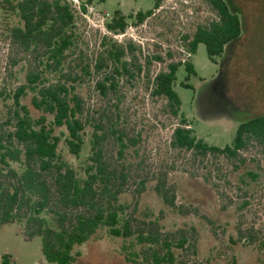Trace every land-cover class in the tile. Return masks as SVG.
Returning <instances> with one entry per match:
<instances>
[{
  "label": "rangeland",
  "instance_id": "1",
  "mask_svg": "<svg viewBox=\"0 0 264 264\" xmlns=\"http://www.w3.org/2000/svg\"><path fill=\"white\" fill-rule=\"evenodd\" d=\"M82 1L93 6L94 13L79 25L75 55L94 61L103 52L100 41L106 35L121 43L130 40L140 48L134 55L141 71L132 69L131 77L120 79L118 111L112 99L100 96L91 78L78 88L90 121L108 116L131 139L121 160L128 181L119 202L127 206L131 217L155 219L164 232L189 239L180 264H264L263 152L251 144L240 152L244 161L239 162L223 156L197 159L170 147L172 129L179 121L165 112L161 99L149 96L147 83L168 62L191 58L194 75L186 81L184 65L175 73L173 89L181 100L180 112L197 138L219 147L230 144L240 121L264 116V0H231L242 32L225 45L216 63L208 59L202 43L189 57L184 39L215 18L205 0H160L156 9L152 8L155 0ZM149 9L151 15L139 24L129 21L121 36L108 34L98 22L103 12L111 17L116 10L127 15ZM18 24V16L0 6V119L12 89L24 81L27 72L38 68L33 54L19 50L6 37L7 28ZM23 102L30 107L29 97ZM118 149L111 136L105 154L113 166L119 162ZM59 151L81 172L87 146L78 156L69 154L63 143ZM160 187L173 199L172 204L158 196L156 188ZM137 249L130 239L110 237L101 228L76 247L79 255L73 264H131ZM3 254L10 255V264H50L42 255L41 238L25 240L22 224L17 222L0 225V264Z\"/></svg>",
  "mask_w": 264,
  "mask_h": 264
},
{
  "label": "trees",
  "instance_id": "2",
  "mask_svg": "<svg viewBox=\"0 0 264 264\" xmlns=\"http://www.w3.org/2000/svg\"><path fill=\"white\" fill-rule=\"evenodd\" d=\"M205 1L215 18L184 39L189 57L202 43L208 59L216 63L225 45L241 35L242 21L228 0ZM159 3L155 0L152 8H158ZM0 6L19 19L18 25L7 28V39L19 50L33 54L38 66L12 89L5 116L0 119V225L21 223L25 240L39 236L42 255L50 264H73L79 255L76 247L101 228L110 237L133 241L138 249L132 252L131 264H180L189 239L164 232L155 219L131 217L127 206L119 202L128 181L121 160L131 139L108 116L90 121L78 89L85 78H91L100 96L112 99L118 111L120 79L131 77L132 69L141 71L134 55L140 52L139 46L106 35L100 41L103 52L90 61L75 55L77 30L85 18L68 0H0ZM152 11L126 15L116 10L105 22L106 30L111 35L124 33L129 21L142 23ZM154 58L161 60L160 56ZM180 65H184L186 81L195 74L188 58L168 62L147 81L149 96L161 99L165 112L179 121L172 129L170 147L190 152L197 159L223 156L243 162L240 152L251 144L264 154L263 115L240 121L230 144L223 147L194 135L173 89ZM181 86L190 87L185 82ZM26 97L30 107L23 102ZM111 136L119 145V162L114 166L105 154ZM60 143L73 156L87 146L81 172L63 158ZM156 192L166 204L173 203L163 188ZM10 261V255L3 254L1 264Z\"/></svg>",
  "mask_w": 264,
  "mask_h": 264
},
{
  "label": "built area",
  "instance_id": "3",
  "mask_svg": "<svg viewBox=\"0 0 264 264\" xmlns=\"http://www.w3.org/2000/svg\"><path fill=\"white\" fill-rule=\"evenodd\" d=\"M71 5L78 11H80L81 15L85 18L88 19L89 15H92L94 12V8L93 6H91L90 4H88L87 2H83L82 0H68ZM81 10H85L84 12ZM99 18H98V22L100 23V25L102 26L103 29H105V31L109 34V32L106 30L105 27V22L107 20H109L110 16L108 13H101L99 14ZM124 33L118 34V35H113V37H117V36H121Z\"/></svg>",
  "mask_w": 264,
  "mask_h": 264
},
{
  "label": "flooded vegetation",
  "instance_id": "4",
  "mask_svg": "<svg viewBox=\"0 0 264 264\" xmlns=\"http://www.w3.org/2000/svg\"><path fill=\"white\" fill-rule=\"evenodd\" d=\"M228 2H229V4L231 5V7L233 8V9H235V7L233 6V4L231 3V0H228ZM236 10V9H235ZM234 42V41H233ZM222 57V56H221Z\"/></svg>",
  "mask_w": 264,
  "mask_h": 264
}]
</instances>
